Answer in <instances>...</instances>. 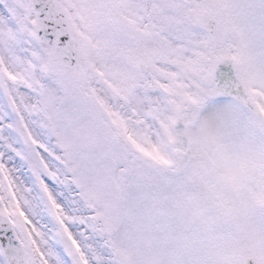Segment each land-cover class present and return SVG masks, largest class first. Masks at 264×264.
<instances>
[{
  "label": "snow or ice",
  "instance_id": "6c2138e0",
  "mask_svg": "<svg viewBox=\"0 0 264 264\" xmlns=\"http://www.w3.org/2000/svg\"><path fill=\"white\" fill-rule=\"evenodd\" d=\"M0 264H264V0H0Z\"/></svg>",
  "mask_w": 264,
  "mask_h": 264
}]
</instances>
